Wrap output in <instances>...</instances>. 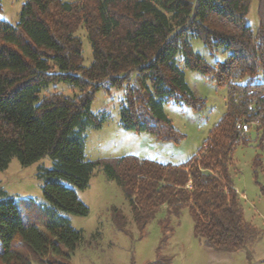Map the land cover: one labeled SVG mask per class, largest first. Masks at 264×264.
<instances>
[{
    "label": "trees",
    "instance_id": "1",
    "mask_svg": "<svg viewBox=\"0 0 264 264\" xmlns=\"http://www.w3.org/2000/svg\"><path fill=\"white\" fill-rule=\"evenodd\" d=\"M252 2L29 0L17 25L0 20V172L13 158L24 167L45 158L52 163L37 171L47 203L44 230L24 218L26 211L37 213L33 201L16 203L0 191V264H56L52 254L70 257L62 249L73 253L83 235L60 213L89 215L73 188L87 189L99 167L122 189L141 230L161 209L179 215L187 208L194 235L207 248L235 253L254 241L257 231L244 218L229 172L234 148L247 143L252 125L264 141V0H258L256 33L248 25ZM81 28L92 49L89 67L77 35ZM193 40L230 53L228 60L209 66ZM181 64L227 87V110L198 154L180 165L132 155L87 160V131L105 122L91 110L104 83L125 89L124 130L149 133L160 142L184 139L164 106L197 111L206 104ZM58 84L80 93L42 95Z\"/></svg>",
    "mask_w": 264,
    "mask_h": 264
},
{
    "label": "rangeland",
    "instance_id": "2",
    "mask_svg": "<svg viewBox=\"0 0 264 264\" xmlns=\"http://www.w3.org/2000/svg\"><path fill=\"white\" fill-rule=\"evenodd\" d=\"M29 0H0V20L17 25L23 6ZM75 2L79 0H63ZM258 0H253L248 16V25L254 33L259 26ZM77 35L83 42L84 66L93 62L91 45L84 28ZM193 49L212 67L228 60L230 53L222 49L210 50L199 40L192 41ZM186 81L192 91L205 101L202 110H194L174 103L164 106L165 114L175 129L184 135L176 144L160 142L149 133H136L120 126L121 103L125 89L110 87L104 83L92 104V113L104 115L101 129L87 131L85 156L89 161H98L124 156H136L164 165H180L196 156L208 140L213 128L227 110V87L217 84L199 72L191 71L181 64ZM246 80L242 81L245 82ZM58 91L65 96L79 95V90L68 84L50 86L42 95ZM246 144L238 143L232 154L229 172L235 189L240 196L244 218L255 228L256 238L245 249L235 253L216 252L207 248L200 238L195 237L194 221L187 208L178 214L166 209L159 210L146 227L138 228L131 205L122 189L109 180L99 167L85 190L73 188L78 198L90 210L88 216L60 213L71 226L82 232L83 238L70 257L52 254L56 264H264V141L255 125L246 132ZM40 166L52 167L49 158L24 167L13 158L8 169L0 172V191L5 192L16 203L33 201L37 213L24 218L31 219L44 230L43 209L47 203L42 194L43 183L37 178Z\"/></svg>",
    "mask_w": 264,
    "mask_h": 264
},
{
    "label": "crops",
    "instance_id": "3",
    "mask_svg": "<svg viewBox=\"0 0 264 264\" xmlns=\"http://www.w3.org/2000/svg\"><path fill=\"white\" fill-rule=\"evenodd\" d=\"M238 192V191H237ZM240 196H242V194H240Z\"/></svg>",
    "mask_w": 264,
    "mask_h": 264
}]
</instances>
